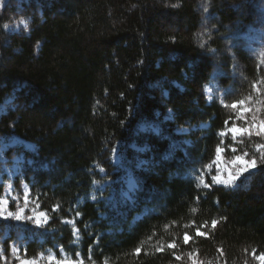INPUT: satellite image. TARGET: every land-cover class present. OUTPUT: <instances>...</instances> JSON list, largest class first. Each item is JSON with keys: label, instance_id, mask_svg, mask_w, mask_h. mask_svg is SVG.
Instances as JSON below:
<instances>
[{"label": "trees", "instance_id": "trees-1", "mask_svg": "<svg viewBox=\"0 0 264 264\" xmlns=\"http://www.w3.org/2000/svg\"><path fill=\"white\" fill-rule=\"evenodd\" d=\"M15 19L29 30L9 34L4 26ZM256 25L264 28V0H3L0 105L12 103L0 115V142L35 144V153L9 155L32 161L19 181L51 218L45 229L0 220L7 250L25 243L28 258L64 251L92 264H191V256L257 264L264 163L235 188L216 185L208 169L218 148L234 145L220 135L237 118L230 103L262 105L264 119V56L246 46ZM213 78L223 96L208 103ZM168 112L174 122L162 125ZM143 123L160 125V133L140 132ZM195 126L190 147L173 133ZM120 144L139 189L133 205L112 209L92 195L96 184L116 180L120 200L125 171L112 160ZM243 146L252 154L254 139ZM140 159L147 170L136 169ZM144 210L151 211L130 227ZM66 220L75 221L79 246Z\"/></svg>", "mask_w": 264, "mask_h": 264}, {"label": "rangeland", "instance_id": "rangeland-1", "mask_svg": "<svg viewBox=\"0 0 264 264\" xmlns=\"http://www.w3.org/2000/svg\"><path fill=\"white\" fill-rule=\"evenodd\" d=\"M7 26L8 27L5 28V30L9 34H18L24 30H29L28 21L25 19H15L11 23L7 24ZM256 28L258 29L252 31V33H250V35L248 36L246 46L254 55L264 56V28H259L258 25H256ZM262 93L263 92H256L254 95L260 97ZM205 96L208 103L216 102L220 99L221 96H223L219 93V85L216 81V78H213V81L206 86ZM11 103L12 100H8L5 104L0 105V115L6 113L7 109L11 106ZM232 104L233 103H230L229 107L233 110L237 118L234 124H231L230 127L227 128L225 135L222 137H226L228 134H230L229 137L232 141H234V145L226 148L228 153L226 152V149L219 148L221 150L220 153H216V157L213 163L208 168L209 172L214 173V176L219 177L221 181L220 183L215 184L228 188H235L238 182L243 178L254 173H258L262 164L259 159L257 160V166L255 168L250 169L240 176V178L235 182V187L226 186L225 183H223V181H226L229 173L238 172L241 167L245 166V164L248 162V160H250L251 157H259L261 152H264V148H260L259 150H257V145H264V135H261L259 137L255 135L257 128H259V130L264 133V125H252V127L250 128V131L252 132L251 137H249L246 133H237L236 135H233L230 131L233 127L241 129L249 127V125L252 124L253 114H255L257 120H260L263 108L262 105H257V107H255L248 102L243 106L238 105L236 108H233L231 107ZM167 122H174L173 112H168L167 115L161 119L162 125ZM206 127L207 125H201L198 128L205 129ZM198 128L196 126L194 128H176L173 133L179 136H183V139L180 140L181 143L186 147H190L193 141L187 136H189L195 130L197 131ZM160 131V125L143 123L140 126V132H152L155 134H159ZM245 139H254L255 146L252 154H250L246 150V148H244L245 146H243ZM121 145L122 144H120L115 149L112 157L113 163L116 166L117 170L125 171L124 176L122 177V184L119 189L120 200L118 202L115 200L114 194L117 188L114 185L116 183V180L108 181L103 185L96 184L94 193L92 195L93 201H101L102 199H104L108 204L112 206V209H115L118 203L122 205H133V203L135 202L134 196L138 190V184L133 175V169L126 168L123 164L124 159L121 151ZM13 148H22L23 150L30 151L32 153H35L37 151V147L35 146V144L24 141L18 137H13L9 142H0V217L7 216L9 211L15 213L18 212L21 208L24 209V218L19 221L14 220L11 217H8L6 219L0 218V220L15 225L30 224V226L36 229H45L49 225L51 218L45 211H42L40 209L39 205H37L36 199L35 197H33L29 185L22 180L21 182L19 181V179H22L24 175L26 164L31 165L32 161H27L23 154H12L13 156H10L9 151ZM133 148L140 154L144 153L145 151L143 147L134 146ZM233 148L236 149L235 152L232 151ZM245 151L248 152V156L243 157V159L237 160L236 157L242 156ZM148 165V162H146L144 159H140L136 164V169L147 170ZM108 188H111V194L109 196L101 195V193L105 192ZM148 213L149 212L147 210H144L141 214L136 215L132 220L130 227L143 220ZM27 217H32V219H27ZM37 219L41 221L42 226H37L34 223V221ZM64 223L73 227L75 245L79 246L82 240V236L75 225V221L66 220ZM8 237L9 233L6 232L5 235H3V237L0 239V262L3 264H22V261L24 260L33 259L37 261V264H49V255L56 257L58 260L64 261V264H92L91 261H85L80 254H78L77 258H73L64 251H61L60 257H58L53 250H48L46 253L40 254L36 258H28L22 249L25 243H23L22 245L12 244L9 250H7L4 242L6 241V239H8ZM189 239L190 238H188V240ZM255 261L257 264H264V261L258 259H256ZM190 262L191 264H202L196 259L195 256H191Z\"/></svg>", "mask_w": 264, "mask_h": 264}, {"label": "snow or ice", "instance_id": "snow-or-ice-1", "mask_svg": "<svg viewBox=\"0 0 264 264\" xmlns=\"http://www.w3.org/2000/svg\"><path fill=\"white\" fill-rule=\"evenodd\" d=\"M2 2H3V0H0V3H2ZM204 11L207 12L208 9L205 8ZM4 27L7 28L8 26L5 25ZM25 27H26V22H25ZM213 51H215V50H213ZM253 87L255 88L256 85L254 84ZM244 104H245V100L241 99V100H238L235 103H233L231 105V107L236 108L238 105L243 106ZM252 125H256V126L264 125V119L257 120L255 114H253V116H252V124L249 125V127L242 128V129L233 127L230 131L232 132L233 135H236L237 133H241V134L246 133L249 137H251L252 136V132L250 131V128L252 127ZM220 135L224 136L225 133L221 132ZM255 135L259 137L261 135H264V133H262L259 130V128H257V131L255 132ZM260 148H264V145H257V150H259ZM220 151L221 150L218 148L217 149V153L219 154ZM232 151L235 152L236 149L233 148ZM246 156H248V152L247 151H245L242 156L236 157V159L240 160V159H243V157H246ZM258 159H259V161L261 163H264V152H261L259 157H256V156L251 157L250 160H248V162L245 164V166L241 167L238 172L229 173L228 176H227L226 181H223V183H225L226 186L235 187L236 186L235 182L240 178V176L243 173H245V172L249 171L250 169L255 168L257 166V160ZM213 182L214 183H220L221 181H220L219 177L214 176L213 177ZM23 212H24L23 208H21L18 212H15V213L9 211L7 216H3V217H0V218H5L6 219L8 217H11L12 219L19 221L22 218H24L23 217ZM41 215H45V214H41ZM27 219H32V217H27ZM34 223L37 226H42L41 225V221L39 219L35 220ZM216 224H217V221L213 220L212 221V227L215 228ZM197 235H205V233H202L199 230H197ZM184 239H185V243H186L187 240H188L187 234H185ZM169 247H174V245H169ZM138 252H139V249H137V253ZM257 259L261 260V261H264V254H262L261 256L257 257ZM48 260H49V264H64V261L58 260L56 257L51 256V255L48 256ZM22 264H37V261L34 260V259L33 260H24V261H22Z\"/></svg>", "mask_w": 264, "mask_h": 264}]
</instances>
